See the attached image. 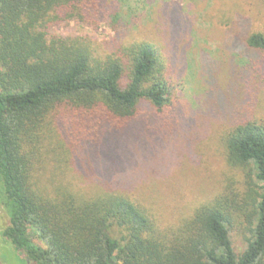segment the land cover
Wrapping results in <instances>:
<instances>
[{"label": "trees", "instance_id": "trees-1", "mask_svg": "<svg viewBox=\"0 0 264 264\" xmlns=\"http://www.w3.org/2000/svg\"><path fill=\"white\" fill-rule=\"evenodd\" d=\"M139 1L0 0V202L8 217L1 237L27 264H264V123L244 119L225 139V160L241 172L242 190L225 185L170 226L112 189L83 193L63 180L43 182L52 161L66 166L77 146L127 128L142 104L158 112L172 105L161 51L122 21V8L130 12ZM178 9L156 10L174 21L176 34L186 31ZM107 19L114 37L106 42L47 38L50 24ZM243 27L251 55L245 88L257 106L264 32Z\"/></svg>", "mask_w": 264, "mask_h": 264}, {"label": "rangeland", "instance_id": "rangeland-1", "mask_svg": "<svg viewBox=\"0 0 264 264\" xmlns=\"http://www.w3.org/2000/svg\"><path fill=\"white\" fill-rule=\"evenodd\" d=\"M171 3L179 6V24L186 28L178 35L169 27L174 21L156 12ZM129 8L121 11L125 30L161 51L173 86L172 105L158 112L142 104L134 123L120 132L108 133L94 145H79L71 154L64 146L68 164L52 161L42 172L43 182L63 180L83 193L98 186L129 195L166 227L225 185L242 190L241 172L226 163L225 139L244 119L264 123V101L256 106L245 88L251 55L241 41L246 35L242 26L246 32H264V0H144ZM112 27L110 19L97 25L72 20L50 24L46 32L48 39L106 42L114 37ZM7 223L0 202V233ZM232 239L239 251L240 239ZM27 263L0 234V264Z\"/></svg>", "mask_w": 264, "mask_h": 264}]
</instances>
